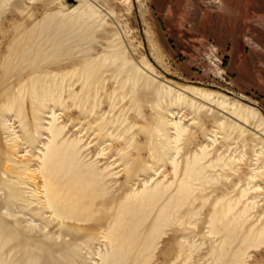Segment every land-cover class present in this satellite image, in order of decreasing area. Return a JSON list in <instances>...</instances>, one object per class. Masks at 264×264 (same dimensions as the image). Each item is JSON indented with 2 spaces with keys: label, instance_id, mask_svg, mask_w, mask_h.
Wrapping results in <instances>:
<instances>
[{
  "label": "rangeland",
  "instance_id": "374dc122",
  "mask_svg": "<svg viewBox=\"0 0 264 264\" xmlns=\"http://www.w3.org/2000/svg\"><path fill=\"white\" fill-rule=\"evenodd\" d=\"M86 1L100 18L59 33L61 21L87 9L75 0L68 8L59 0H0V264L101 263L97 250L104 253L106 242L90 248L88 241L102 237L115 204L151 203L149 195L158 192L145 203L151 215L140 237L165 206L168 217L157 226L154 246L144 250L139 242L129 259L264 264L262 243L235 260L248 243L244 236L264 227V180L259 174L250 180L254 170L262 174L264 158L257 162L251 137L228 129L239 123L233 118L220 126L206 112L174 106L155 92L157 82L207 89L264 117V0ZM119 51L130 65L116 59ZM145 59L157 82L131 80L130 70ZM53 114L63 128L59 141L66 142L59 151L69 150L74 175L96 177L73 199L86 222L65 227L10 196L20 176L36 191L42 185L39 158ZM173 121L186 129L178 142ZM69 145L79 148L75 163ZM21 163L30 171L22 172Z\"/></svg>",
  "mask_w": 264,
  "mask_h": 264
},
{
  "label": "bare ground",
  "instance_id": "6f19581e",
  "mask_svg": "<svg viewBox=\"0 0 264 264\" xmlns=\"http://www.w3.org/2000/svg\"><path fill=\"white\" fill-rule=\"evenodd\" d=\"M59 1L65 8H68V3L72 2L73 0ZM76 1L87 10L84 11V14L81 13L77 16H69L66 21H61L58 27H56L57 32L61 33L66 30L72 31L75 30L77 24L89 25L91 20H98L100 18V14L98 13V11L95 10L93 6L89 4V2H87L86 0H75V2ZM64 17L68 16L64 15ZM55 35L57 36L58 34ZM27 56V52H23L22 59L27 58ZM123 56L124 53L119 51L115 57L116 59L121 58L125 60V62L130 65L131 62L124 59L125 56L124 58ZM155 72V68L152 66V64L145 59L141 65H138L130 70V78L134 82H140L141 78L144 77L148 81H150L151 79V81H153L154 83L157 82V79H159ZM157 83H159V86L156 87L155 91L158 94L157 96H159L162 100L168 98L171 102L170 104L174 106L176 104H182L187 105V107L190 106L197 113L206 112L207 115H211L212 117L216 118L220 126H222L223 124L222 121L224 122L226 120H229L230 118L237 120L242 125L231 121L227 125L228 129H239L241 135L250 136L252 141L254 142L255 153L258 154L257 162L260 161V158H264V117L259 110L254 107L247 106L239 101L232 102L227 96L215 91L192 86L176 87L168 82ZM212 107L214 109H212ZM215 109L217 111H215ZM227 116L229 117L227 118ZM52 119L53 121L50 122L48 127V131L51 136L49 143H47V150L43 154V156L39 158L40 160H42V163L38 168L42 185L38 188V191H36L29 187V180L27 178V180H24L25 178L23 179L22 176H20L18 182L16 181L15 183H12L10 196L15 199H20L22 202H25V204H27V208L31 209L33 207H36V209H33L32 212L37 217L45 219L49 214L48 218L51 219V223L58 222V225H60L61 227H65L66 222L74 221L78 223H84L86 222V219L81 218L79 211L73 204V199L78 196L82 197L85 194L86 189L89 187L86 185L88 183V180L90 181V183L94 182L96 180V177L91 172L87 173L89 177L91 176L88 180L86 179L87 176L85 175V173L74 175L73 169H75L76 164L72 166L73 164L71 163V161H69V156L67 155L69 154V150L67 151V154L65 152L66 150L64 152H61L62 150L59 151V149H61L59 147L66 145L64 144L66 143L65 141H59V138L63 133V128H59L56 126L57 119L54 114L52 115ZM171 126H173L176 131V136L173 138V140L176 142L180 141L179 139H181L182 135L186 132V129L182 128L179 122L173 121L171 123ZM70 147L72 148V145H69L68 149ZM76 147L77 149H79L78 146ZM76 147H73L71 149L73 157L70 158L71 160H73V163H75L74 156L76 155L74 154L76 150L74 151L73 149ZM78 151L76 153H78ZM178 151L179 148L176 149V152ZM171 160L172 164L175 167V172L177 173L178 165L176 163L175 157L172 156ZM198 164L199 162H196L194 166H197ZM18 168L24 173L30 171L28 163L22 164V166H19ZM193 169V166L189 167L187 172H192ZM258 169L261 170L262 174H260V171L254 170L251 174L250 180L257 178L258 174L264 180V159L262 162V166L258 167ZM89 173H91V175H89ZM77 186H81V188L77 189ZM158 186L159 185H157L153 189L154 192L158 188ZM257 188L260 189L261 186ZM183 192L184 194H188L187 188ZM244 192L245 191H243V193ZM158 193H156L157 195H155V193H151L149 195L150 199H152L150 200L151 203L155 198L158 197ZM148 200L149 199H147L145 203L148 202ZM145 203L143 202L141 204H135L122 202L119 204H115V206L113 207L115 211L109 218L108 226L101 232L102 237L100 236V239L91 237L90 241H88V243L90 244L88 245V247L90 248L93 246V244L100 245L101 238L106 242V250L104 253L99 251L100 248H98L97 250L98 256L101 259V263L98 264H138V259L140 257L133 256L132 259H129L130 250L132 249V247L138 246L139 242L141 241H143L144 243V250L152 245L154 246V241L156 240L157 236L155 234V231L158 229L157 226H160L159 224L162 223V219L164 218L165 220L168 215H164V210L166 208L165 206L163 210H160L158 218L156 219V223L152 224L149 235H146L145 239H142V237H140V229L142 227L141 222L145 221L151 215L149 213V211L151 210L146 212L148 210L149 204L151 203L148 202L147 208L145 206ZM135 219H137V221H135ZM167 220L168 219H166V221ZM229 225L230 223L227 226L228 229L230 227ZM230 230L232 231V229ZM228 232L229 235L226 236V238L229 240L228 237H230L231 233L233 232H230L229 230ZM226 238H224L223 244L225 243ZM242 242L244 244L245 242L248 243H246L244 249L242 248L237 253H235V260L238 261L242 260L244 251L246 252L252 247H258L260 246V243L264 244V227L256 231L255 233H251V231L247 233L244 236ZM147 263L148 259L145 260V264Z\"/></svg>",
  "mask_w": 264,
  "mask_h": 264
}]
</instances>
